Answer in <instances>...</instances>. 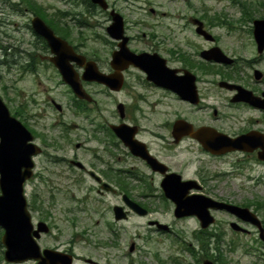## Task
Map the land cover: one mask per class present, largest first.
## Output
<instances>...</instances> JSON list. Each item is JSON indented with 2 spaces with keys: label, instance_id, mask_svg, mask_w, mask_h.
Wrapping results in <instances>:
<instances>
[{
  "label": "flooded vegetation",
  "instance_id": "flooded-vegetation-1",
  "mask_svg": "<svg viewBox=\"0 0 264 264\" xmlns=\"http://www.w3.org/2000/svg\"><path fill=\"white\" fill-rule=\"evenodd\" d=\"M67 4L70 5L69 2ZM95 10L92 14L84 9L83 12L67 10L63 13L64 16L59 17L60 21H50L49 28L69 46L59 54L51 52L47 43L33 32L30 24L27 25L26 36H22L16 46L6 45L2 48L5 50L2 66L7 72H16L21 84L17 116L31 134L33 143L41 149L34 159L36 165L40 157L44 164L40 168L42 171H36L32 180L38 178L45 182L46 187L29 191L27 206L36 215L35 224L45 223L48 232L40 233L36 238L39 258L9 262L4 257L6 247L2 244L5 230L0 228V264H40L45 259V250L59 254L56 264H109L112 258L106 251H119L118 241L122 239L115 225L131 219L142 220L150 232L165 235L176 243L183 241L182 234H188L187 248L190 250L187 252L192 258L199 252L191 248V242L197 245L201 242L210 243L214 245L213 249L217 243H253L259 244L264 250V216L261 214L264 204H237L218 199L215 193L223 187L213 183L223 180L234 170L240 173L249 169L254 171V167H249L250 163L262 169L264 176V161L257 158L259 152H264V107L257 108L248 102L234 100L241 91L240 88L249 91L255 98L264 100V71L255 68L264 62V52L251 58H243L238 54H227L223 49L233 60L225 65L202 59V51L219 45V38L214 32L217 28L207 22L204 23V29L210 35L208 38L198 35L194 27L188 30V37H183L186 29H178L176 32L171 30L164 34L142 32L137 35L129 34L124 25L122 37L113 39L108 36L102 23L94 21L93 24L88 21L99 15L106 16L107 22L111 21L110 11ZM89 27L105 28L106 35L97 46L86 44L84 30ZM237 31H245L250 36L253 32L250 28L229 32L239 35ZM5 38L13 37L5 34ZM123 42L127 51L121 47ZM252 44L255 48L254 41ZM132 56H139L136 62L143 60L147 68H151L155 61L158 67L173 70L179 78L184 76V71L192 73L194 98H183L165 84L151 78L147 69L128 62L127 58ZM57 57L70 66L68 71L81 84L85 94L81 100L74 96L70 86L63 81L59 70L51 62V58ZM113 58L115 67L111 65ZM88 62L94 64L101 74L115 75L117 88L112 90L103 84L83 80L82 73ZM255 70L261 72L259 79L255 78ZM39 95L41 98H38ZM168 98L174 100L181 111L174 113L171 119H168L165 111V100ZM52 111H55L54 115ZM231 111L240 112L237 114L239 118L234 116L239 125L236 131L224 116ZM229 115L232 116L231 113ZM179 121H187L191 130L175 128ZM121 126H125L126 138H121L114 130ZM249 133L260 135L259 148L249 152L231 151L219 155L204 149L195 138L199 135L203 141L213 143L215 151H223L226 137L235 139ZM60 139L67 148L66 155L70 153L69 157L57 153L58 150H63L56 141ZM187 140L198 145L210 160L217 163L224 161L216 165V171H208L209 166H212L209 162L208 165L200 164L194 173L192 171L193 174H187L184 171L186 168H182L186 165L179 164L177 160L183 154L181 149ZM53 164L65 166L66 171L62 174L67 176L68 188L60 189L45 179L50 173L47 165ZM172 173L178 174L181 181L196 182L188 190L187 196L203 195L240 207L250 206L247 208L260 219L263 235L256 226L242 222L225 210H210L214 223L205 229H201L195 216L176 217L175 205L165 198L163 190L164 180L168 183V176ZM262 176L260 178H264ZM56 195H64V202L77 204L76 207L65 208L62 219L54 217ZM106 196H112L116 202L104 207ZM124 196L142 211L139 210V213L128 209L124 205ZM89 205L93 206L92 209ZM115 206L122 207L119 214L123 217L121 220L114 218ZM105 210L112 223L106 224V229L112 236L110 241H100V237L87 227L72 235H61L62 231H58L56 227L57 223L63 229L66 227L65 223L76 226L80 221L78 218L83 217L79 212L84 214L82 219L92 221L94 217L95 224H104ZM189 222L195 227L187 228L185 225ZM158 225H163L164 228L160 230ZM46 237L49 243L45 242ZM231 248L229 246L226 249ZM179 250L184 252L185 248L180 247ZM138 251L136 243L131 242L128 253H121L119 257L113 255V260H116V264H145L137 261ZM258 251L257 249L256 257L259 258L263 254ZM152 258L159 261L158 254H154ZM217 259L218 255L214 256L215 264ZM170 261L173 264L179 262L178 259Z\"/></svg>",
  "mask_w": 264,
  "mask_h": 264
},
{
  "label": "rangeland",
  "instance_id": "rangeland-1",
  "mask_svg": "<svg viewBox=\"0 0 264 264\" xmlns=\"http://www.w3.org/2000/svg\"><path fill=\"white\" fill-rule=\"evenodd\" d=\"M30 1L44 9V17H49L54 11L64 12L67 10H72L75 12H83V7L85 5L83 0H75L74 2L77 4H73L72 6L68 5L67 2H64V0ZM243 1L247 5H250V8L253 10V19L264 18V0ZM106 2L108 3L110 9L115 10L123 17L127 32L129 34L137 35L142 32L147 34H164L171 32V30L176 32L178 29H186L183 37H188L187 34L190 33L188 30L192 27L189 19L194 17L199 18L205 13H208L211 16H223L227 22V25H216L215 27L217 29L214 31L219 38V45H221L220 48H223L227 54H238L243 58H251L253 55H256L255 48L252 44V36L246 34L245 31H237L239 35H233V33L229 32L230 30L234 29L246 30L252 25L251 22H246V20L243 22L241 20L242 14L240 7L233 5L230 0H106ZM23 3L24 2L22 0H0V53L2 52L1 47L3 48L6 45L16 46L17 41L22 36H26L27 34L26 29L27 25L30 23L29 21L32 13L25 8ZM27 7L30 8L29 6ZM95 11L96 10L94 9V12ZM105 18L106 16L99 15L97 18H91V20L88 21H91V23L94 21H99V23H102L105 27H107L111 21L107 22V19ZM84 33L87 37L86 44L96 46L101 43L102 37L106 35L105 28L103 27H89L84 30ZM5 34L10 35L13 38L6 39ZM6 42L8 43L6 44ZM1 61L3 60L0 58V62ZM255 68L264 71V62L256 65ZM16 79L17 76L15 73L12 71L7 72L6 69H4V67H2L0 64V94L2 93L3 87L11 89L7 92L5 98L11 113L17 110L18 91L21 88L20 82L18 79L15 81ZM26 81H29V79H26ZM26 93H28L27 89ZM38 98H41V95H39ZM61 101L62 103H65L64 100ZM165 101V111L168 114V119H171L174 113H181L178 104L174 100L168 98ZM215 101L217 104L218 99ZM230 113L232 116L229 115ZM238 113L240 112L231 111L224 114V116L228 118V123L234 131H236V128L239 127V125L236 123V120L234 119V116L239 118V115H237ZM54 114L55 111H52V115ZM240 116H242V113ZM78 121L79 119L77 122ZM56 141H58V147H63V150H58L57 153L61 156H65L67 148L63 140L60 139V141ZM181 150L183 154L180 155V158H177V160L179 164L186 165L182 168H186L184 171H186L187 174H191L192 171L194 173L200 164L208 165L209 162L212 164V166H209L208 171H216V165L224 161L220 160L217 163L215 160H210V158L204 154L198 145H195L189 140L184 141ZM69 156L70 153L66 155V157ZM43 166V160L42 157H40L37 160L36 171L38 173L42 171L40 168ZM47 166L49 167L48 171L50 173L46 175L45 179L48 181V183L54 184L55 187L60 189L68 188L69 182L67 176L62 174L66 171L65 166L62 167L60 164ZM249 166H251V164ZM261 172L262 170L259 168H255L254 171H251V169L248 171L244 170L241 172L243 175L237 172H231V175L225 177L223 180L214 181V184L223 187L219 188L218 192L216 191V198L221 200H230L231 202L237 204L256 203L259 200H264V179L260 180L259 182L247 179L248 176H262ZM41 187H46L45 182H41L40 179L35 178L26 185V195L29 197V191ZM54 198L57 201V205L54 208L55 210H53L55 215L54 217L56 219H62L65 208L77 206L76 202H64L66 199L64 195H56ZM104 201V207L116 202L112 196H106ZM92 207L93 206L89 205L90 209H92ZM79 213L80 216L84 217L82 212ZM103 214L105 216L104 224L102 222L95 224V218L91 216L92 221L82 219V217L78 218L80 221L77 222L76 226H70L68 223H65L66 227L63 229L60 223H57L56 227L58 228V231H62L60 233L61 235L78 234L80 233V230L83 229V227H87L94 234L100 237V241L107 242L112 239V236L106 229V224L112 223L109 220L110 217L108 216L107 210H105ZM261 214L259 213V215ZM31 215L33 216L32 220L35 221L36 215L34 213H31ZM185 226L189 229L195 227L192 222L187 223ZM115 228L119 229L122 239L118 241L120 248L119 251H106L112 258V260H109V264H116V260H113V255H117L119 257L121 253L127 254L128 247L131 242L136 243V246L139 249L136 256V259L139 262L145 264H173L171 263L170 259H178L185 264H197V261L190 257L185 250L184 252L181 250L178 251L180 247L185 248L187 245H189L188 234H182L183 241L176 243L165 235L150 232L140 219H131L126 223L115 225ZM45 242L49 243L47 237L45 238ZM194 246L197 252L200 251L199 245L191 242V247ZM228 246V243L221 244V253L223 254L226 264H264V250L261 249L259 244H238V247L234 250H227L226 248ZM245 248L248 250L250 248L252 249L249 250L250 253H246ZM257 249L259 250L258 252L261 251L263 256L259 258L256 257L258 254L256 252ZM154 254H158L159 261L152 258ZM211 254L214 255L215 253L211 251ZM213 257L214 256H212V258ZM196 258L201 260V254L197 255Z\"/></svg>",
  "mask_w": 264,
  "mask_h": 264
},
{
  "label": "water",
  "instance_id": "water-1",
  "mask_svg": "<svg viewBox=\"0 0 264 264\" xmlns=\"http://www.w3.org/2000/svg\"><path fill=\"white\" fill-rule=\"evenodd\" d=\"M91 2L104 10L107 9L105 0H91ZM111 16L112 24L107 28V32L115 39L121 38L123 32L122 17L114 11L111 12ZM192 23L197 25L198 34L208 37L207 33L202 30L203 25L200 21L192 20ZM32 27L37 34L47 40L52 52L59 54L64 51L66 43L56 37L41 19L34 17L32 19ZM253 28V37L257 45V51L261 53L264 49V19L254 20ZM121 47L124 51H127L124 42ZM201 56L206 60H213L218 63L230 62L219 48H213L203 52ZM138 57L132 56V58H127V60L129 59L128 62L131 64H136L147 69L148 75L151 78L165 84L183 98L188 100L194 98L192 89L194 77L192 74L184 72V76L179 78L175 76L173 70H167L165 68L163 70V68L158 67L155 61L152 63L151 68H147L143 60H138V63L136 62ZM125 59L123 58V60ZM114 61L115 58H113L112 64H114ZM54 63L61 71L66 83L72 87L75 95L79 99L84 98L85 94L80 84L75 79V76L68 71V66L65 61L59 58L58 60H54ZM256 75L257 78L260 77V74L257 73ZM114 77L115 75L107 76L101 74L92 63L86 64L82 76L86 81H95L112 89H116L118 83ZM236 100H243L256 107H264V100L253 97L252 94L245 90L239 92ZM123 127L125 126L114 128L115 132L121 138L122 136L125 137ZM175 128H179V130L186 129L188 131L190 126L183 121H179L176 123ZM244 138L246 136H241L234 140H227L228 142H225L224 145H227L229 150H247L245 149L246 144L244 143ZM31 139L30 133L20 122L10 116L7 108L0 100V227L5 230L2 237V244L6 247L4 253L5 259L9 262H20L27 259L39 258V249L32 235L38 236L39 231L47 232L44 225H40L38 231L32 233L31 217L27 210L26 199L23 194V183L32 176L33 162L31 157L40 151L36 145L29 143ZM202 144L205 148L214 151L213 146L208 142H203ZM168 177L169 181L167 183L165 180L163 188L165 196L175 204L174 213L176 217L196 216L200 220L201 227L207 228L214 220L208 212L209 209H225L241 220L260 227L256 216L247 208L217 202L205 196H187V191L192 186L190 185L191 182H180V177L174 174H170ZM124 200L128 207H134V210L137 212L141 210L127 198H124ZM114 211L116 219H119L118 213L122 211V208L115 207ZM160 228L164 227L160 226ZM58 255L56 252L44 251L45 259L40 264H56ZM46 260L47 263H45ZM203 264L213 263L204 261Z\"/></svg>",
  "mask_w": 264,
  "mask_h": 264
},
{
  "label": "trees",
  "instance_id": "trees-1",
  "mask_svg": "<svg viewBox=\"0 0 264 264\" xmlns=\"http://www.w3.org/2000/svg\"><path fill=\"white\" fill-rule=\"evenodd\" d=\"M23 1L27 2L29 5H31V9L33 10V12L35 14L39 15L40 17H43L44 9L42 7L37 6L35 3H33L30 0H23ZM238 5L241 7V13H242L241 20L243 22H244V20H246V22L252 21L254 13H253V10L250 8V5H247L244 1H241V0L238 1ZM204 18L212 21V23H214V21L217 22V24L224 23L220 17H213V18L208 17L207 18L205 16ZM258 204H264V202L259 201ZM219 245H220V243L215 244V251L218 253V256H219L218 261L220 264H225V260L222 258V254L220 253ZM199 248H200L199 254H201L202 258H208L209 253H210V243L201 242L199 244ZM186 249H188V248H186Z\"/></svg>",
  "mask_w": 264,
  "mask_h": 264
}]
</instances>
